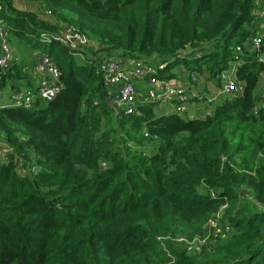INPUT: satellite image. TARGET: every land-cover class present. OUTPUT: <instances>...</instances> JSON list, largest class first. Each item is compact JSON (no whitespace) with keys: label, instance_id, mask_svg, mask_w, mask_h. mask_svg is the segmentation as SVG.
Segmentation results:
<instances>
[{"label":"trees","instance_id":"16d2710c","mask_svg":"<svg viewBox=\"0 0 264 264\" xmlns=\"http://www.w3.org/2000/svg\"><path fill=\"white\" fill-rule=\"evenodd\" d=\"M17 1L0 0L8 42L49 56L59 92L34 98L37 63L14 49L0 69V264H264L262 0H25L41 14ZM68 29L87 44L63 45ZM260 30L258 50L235 51ZM113 57L160 82L181 67L186 92L206 86L189 104L234 65L241 93L196 118L178 101L115 113L97 71ZM20 92L32 93L27 109L4 100Z\"/></svg>","mask_w":264,"mask_h":264},{"label":"built area","instance_id":"2783aa9c","mask_svg":"<svg viewBox=\"0 0 264 264\" xmlns=\"http://www.w3.org/2000/svg\"><path fill=\"white\" fill-rule=\"evenodd\" d=\"M258 18V24L264 26V0L258 5L256 12ZM263 30L257 35L251 37L247 43L243 46L236 47L235 51L242 53L243 49H249V51L258 50L262 45ZM46 36H44L45 38ZM63 45L76 50L80 46L83 47L87 44L86 37L78 34L74 30L68 29L66 35L63 38L58 39ZM37 74L40 77L39 87L35 91L34 98H39L41 102H51L59 92V70L55 62L46 54L38 53L37 55ZM14 59L13 49L8 42L7 30L0 22V69L6 70L12 65ZM261 61L264 58H260ZM40 62V63H39ZM97 71L103 73V86L108 91V103L115 113L127 111L128 113H134L138 105H149L157 103L160 105H170L172 101H178L181 103L175 112L181 114L184 110V106L188 104L189 96L195 95L196 92H186L185 89L179 85L169 82H160L155 78V70L152 67L145 66L138 61H129L117 58L101 59V62L97 65ZM235 67L230 65L229 68L223 71L220 75L222 80V87L216 92L205 97V105H210L223 95L240 94L241 85H239L234 79ZM264 77V72L262 73ZM192 78V81H195ZM142 81L147 82L148 87L144 93L139 92L140 84ZM200 93V92H199ZM264 97V89L261 93ZM31 92H20L19 94H12L7 96L4 100L12 106L29 108L34 101ZM217 98V99H216ZM2 98L0 96V103ZM197 116H194L196 118ZM6 150L0 149V154L4 156ZM214 197V194H211ZM220 217V213L210 220L207 224V228L217 230V219ZM183 239H179L177 243L182 242ZM203 240H196L195 244L188 245V250L198 249Z\"/></svg>","mask_w":264,"mask_h":264},{"label":"crops","instance_id":"0c3cea01","mask_svg":"<svg viewBox=\"0 0 264 264\" xmlns=\"http://www.w3.org/2000/svg\"><path fill=\"white\" fill-rule=\"evenodd\" d=\"M174 72L176 74V79H173L174 81L171 80V81H167V82L179 85V86H181L183 88L190 89L191 87H189V82L187 81V78L182 76L183 74L185 75V72L181 73V71H179V70H178V73H176V71H174ZM180 74H182V75H180ZM201 84H203V83H197L196 85L199 87ZM140 85H141L142 90H144V91L147 90V87H148L147 82L142 81ZM198 87H197V90L195 91L196 95L199 94ZM263 89H264V77L262 75L261 80H260V93H261V90H263ZM205 90H206V86L200 92H203ZM213 90H214L213 88L208 87L206 92H207L208 95H210V94L214 93ZM168 106H169V109H170L171 106L170 105H168ZM205 106H207V105H205L204 103H201V102H198L197 104H195V103H190L189 104L188 103V104H186V108L185 109H187V111L190 112V113L193 112L191 115L196 116V115L200 114L201 112L205 111Z\"/></svg>","mask_w":264,"mask_h":264},{"label":"rangeland","instance_id":"374dc122","mask_svg":"<svg viewBox=\"0 0 264 264\" xmlns=\"http://www.w3.org/2000/svg\"><path fill=\"white\" fill-rule=\"evenodd\" d=\"M16 7H17L18 9H21V10H32V11H35V12L41 14V11H36V10H35V6H34L33 3H28V2H26L25 0H19V1H17V2H16ZM47 19H48V18H47ZM22 42H24V41H22ZM24 43H25V42H24ZM41 44H42V43H41ZM40 46H42L44 50H49V49H50V46H49V45H48V46L40 45ZM13 49H14V48H13ZM77 49H78V48H77ZM57 52H58V47L55 46L54 49H53V54L56 55ZM14 53H15L16 57H18V58H20V57L23 55L24 58H26V59H29V60L34 61V62L36 61V63L38 62V58L35 56L34 53H33V56H32L31 49H29V48H24V50H23V52H22V55H18L15 49H14ZM37 53H40V52H37ZM74 57H75V58H80V57H78L77 55H74ZM34 58H35V59H34ZM99 62H101V60L98 59V63H99ZM180 68H181V67H177L174 71H176V73H178V70H179ZM182 70H183V69H182ZM174 73H175V72H174ZM181 73H183V71H182ZM172 81H174V80H172ZM139 92H140V93H144V92H145L144 90H142L141 86H140V88H139ZM214 93H215V92H214ZM216 99H217V98H216ZM202 103H204V102H202ZM160 104H161V103H160ZM160 104H157V105L155 106V110H156V111H165V112H166V111H169V110H170V109H169V106H168L167 104H163V105H160ZM162 106H163V107H162Z\"/></svg>","mask_w":264,"mask_h":264},{"label":"water","instance_id":"95a60500","mask_svg":"<svg viewBox=\"0 0 264 264\" xmlns=\"http://www.w3.org/2000/svg\"><path fill=\"white\" fill-rule=\"evenodd\" d=\"M263 62H264V60H263ZM39 63H40V62H39ZM204 88H205V85H204V84H201V85L198 87L199 92L202 91Z\"/></svg>","mask_w":264,"mask_h":264}]
</instances>
